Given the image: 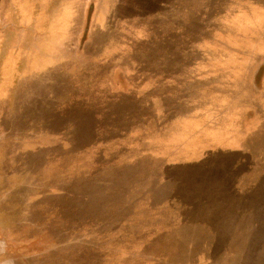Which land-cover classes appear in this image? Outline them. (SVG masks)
Returning a JSON list of instances; mask_svg holds the SVG:
<instances>
[{"label":"rangeland","instance_id":"1","mask_svg":"<svg viewBox=\"0 0 264 264\" xmlns=\"http://www.w3.org/2000/svg\"><path fill=\"white\" fill-rule=\"evenodd\" d=\"M33 1L0 0V235L8 241L9 255L16 264H264V64L256 78H252L250 88H245L246 74L243 81L238 79L232 84L230 97L223 100L226 108L211 109L207 106L212 100L211 95L216 93L209 87L202 104L198 101L203 107L201 116L205 117L204 120L198 114L202 118L200 126L211 127V121H216L213 116L217 110V123L227 124L230 128L222 132L225 137L213 138L215 133L212 129L201 131L179 124L175 114L152 116V110L158 109L149 107L143 113L151 112L147 118L154 119L156 123L144 121L143 117L135 122L136 131L132 135L122 134L120 143H113V134L105 132V147L93 148L73 160L68 158L52 163L31 161L35 178L26 179L25 176L20 177L24 169L20 171V165L10 161L15 149L14 145L11 146L12 142L18 141L21 130L23 133L25 130V125L19 122V109L22 105L27 109L33 108L31 103H24L22 97L26 96L25 93L48 92L43 86V76L54 75L51 70L40 74L38 68H29V60L24 58L27 56L26 46L36 42V36L43 37L26 33L32 27H29L25 17L35 12L51 14L50 3L41 11L35 8ZM162 2H140L141 11L148 16L139 19L138 26L165 29L173 24L182 28L185 34L180 45H171V50L165 52L140 45L134 57L143 63L158 58L188 61L226 58V51L215 53L192 49L200 43L199 12L213 14L217 18L219 14L226 16L228 10L236 16H244L248 21L245 29L252 25L262 27L259 11L254 8L260 5V0H236L234 8L227 0H186L180 10L175 3L166 11L168 4ZM261 3L264 5V0ZM163 10L168 13L167 18L162 16ZM128 25L136 27V24ZM204 38L211 43L210 36ZM243 38L241 41L239 38L238 42H249V49L256 45L251 43L255 36L246 34ZM261 39L264 42V35ZM183 44L188 46L186 52L178 50ZM250 59L254 60L253 57ZM252 66L250 63L247 72H252ZM193 89V86L188 87V90ZM187 95L191 97L189 93ZM246 106L250 124L241 122L244 118L242 109ZM221 111L235 114L229 117ZM21 113L26 115L27 111L22 108ZM18 124L21 128L14 129ZM187 124L193 126V122ZM158 125L164 126V129L159 132L153 130L159 128ZM162 143L166 146H160ZM161 149L171 153L169 158L173 163L183 166H175L174 172L185 170L199 182L198 192L196 185L195 194L185 189L182 192L176 190L171 195L172 187L168 182L162 183L166 190L157 183L158 186L149 183L146 176L150 175V171L136 180L115 179L111 163L116 159L129 160L145 152L159 156L162 155ZM41 163L47 167L42 173L39 171ZM155 169L160 168L155 165ZM11 173H15L12 181L7 178ZM43 174L44 178L40 179ZM30 178L31 185L42 184L39 195L42 197L43 194V197L39 205L22 203L7 196L9 189L16 184L23 186L22 182H28ZM160 178L161 173L157 174L155 181L163 182ZM57 189L65 194L60 196ZM71 192L73 197L69 196ZM217 203L223 204V207L217 208ZM235 214V223L242 221L243 228L234 231L235 237L232 232L231 241L227 243L205 244L207 257L203 259L193 256L195 246L198 247L196 243L170 242L174 237L172 235L176 234L186 239L187 234L184 231L179 233L177 228L186 222L205 216L215 220L217 215L229 222ZM28 221L31 224L24 223ZM165 229L169 232L163 233Z\"/></svg>","mask_w":264,"mask_h":264},{"label":"crops","instance_id":"2","mask_svg":"<svg viewBox=\"0 0 264 264\" xmlns=\"http://www.w3.org/2000/svg\"><path fill=\"white\" fill-rule=\"evenodd\" d=\"M34 1L32 3L35 8L41 11L50 3L51 14L35 12L32 16L29 13L25 17L29 27H32L26 33L43 37L36 36L37 41L26 46L27 56L24 58L29 60V68H38L40 74L51 70L54 75L43 76V86L48 89V92L25 93L26 96L22 97L25 100L24 103H31L33 108L27 109L22 105L19 109V122L22 121L25 130L24 133L21 130L18 141L12 142L11 146L14 145L15 149L10 160L20 163V171L24 169L21 174H25V168L31 161L42 162L45 157H49L46 159L51 163L68 159L75 151H83L97 144L102 140L101 130L120 131L121 128L105 127L104 124L111 121L113 125L120 120L121 116L133 115L138 110L145 111L144 109L149 107H157L158 111L152 110L154 114L169 115L171 112L168 109V100L171 98L174 100L173 108H178L177 123L197 130L212 129L217 137L220 132L226 130L224 128L220 130V127L215 125L209 128L202 124L200 126V118L205 120V117L201 116L203 107L198 104V101L202 104L208 87L212 92L216 91L211 95L212 99L229 98V92H231L229 88L234 82H238V79L243 81L245 74L246 80L256 78L257 73L261 71L260 67L264 64V42L261 39L264 35L262 0L258 7H254L259 11L262 27L252 25L245 29L248 21H245L244 16H236L234 12L228 10H226V16L222 15L224 16L221 17L224 18L222 21L220 14L217 18L213 14L202 12L197 14L198 34L204 37L210 36L211 43H208L205 38L192 49L215 53L226 51V58L210 57L194 61L158 58L148 60L145 64H139V60L131 56L132 52L138 50L140 41L145 46L151 47L153 44L154 49L165 52L171 50V45L177 43L180 45L181 38L185 34L182 28L172 26L173 24H169L165 29L153 27L145 29L144 26H138L139 19H145L144 17L148 16L141 11L140 2L149 3L157 0ZM158 1L168 4L165 11L175 3L180 10L181 4L184 6L186 3V0ZM235 1L227 0V3L232 4L234 8ZM165 11H162V16L167 18L168 13ZM226 11L224 9L223 13ZM231 16L232 19H230ZM122 22L125 24L123 25ZM224 22L227 25H224ZM128 24H136V27ZM235 26L238 28L235 29ZM246 34L256 38L251 42L253 45L256 44L251 49H249V42H238L239 38L240 41L245 39L243 37ZM178 50L186 52L188 46L183 44L178 47ZM203 55L209 56L205 53ZM236 56L238 58H233ZM251 57L254 60H251ZM188 62L191 63L188 64ZM250 63L253 65L252 72L251 70L247 72L250 69ZM49 67L51 69H48ZM92 85L97 87L93 94L91 91L90 93L86 91V88L88 90ZM191 86H194V89L188 91V87ZM218 88H221L220 93ZM59 89L61 96L58 93ZM172 89L178 93V96L171 93ZM188 93L191 95L190 98H187ZM258 93L261 95L260 90ZM144 96L148 98H143ZM22 108L27 111L26 115L21 113ZM187 122H193V126L188 125ZM198 123L199 125L195 126ZM135 127L133 125L130 128L133 129L132 132L136 131ZM20 128L21 124L14 127V129ZM74 149L76 150L73 151ZM167 155L168 153L165 154ZM175 166L177 165H172L170 162L164 165L167 173H171L165 182L175 179V184L171 185L177 183L181 186V183L187 182L192 177L185 170L174 172ZM182 167L178 163L177 168ZM14 176L15 173H11L7 178L14 179ZM159 185L166 190L164 184ZM182 187L178 188L181 192L185 190ZM34 188L35 184L34 186L16 184L6 194L10 196V199L29 204L33 199L27 194L29 195ZM42 197L39 195V200L42 201ZM221 207L223 204L217 205V208ZM235 216L236 214L229 222L222 220V217L218 215L215 220L205 216L206 219L199 217L196 221L186 222L177 227L180 230H178L179 233L184 231L187 234L186 239H181L177 237L179 234H176L171 241L177 243L185 241L193 244L197 242L227 243L231 241L232 232L243 228L242 221L235 223L237 219ZM24 223L31 224L30 221ZM9 252L8 241L0 235V264H16Z\"/></svg>","mask_w":264,"mask_h":264},{"label":"trees","instance_id":"3","mask_svg":"<svg viewBox=\"0 0 264 264\" xmlns=\"http://www.w3.org/2000/svg\"><path fill=\"white\" fill-rule=\"evenodd\" d=\"M153 15H155V14H153ZM220 17V20L222 21L224 18H221V17H224V16H219ZM213 19H214V17H213ZM123 23V25L125 24V22H122ZM198 35H200V34H198ZM141 39V38H140ZM205 38H204V36H201L200 35V41L201 40H204ZM144 46L145 47V45H143L142 43H141V41H140V43H139V46H138V50H136V51H134V52H132V54H131V56L134 58V56H136V54L139 52V50H140V47L141 46ZM151 45V44H150ZM147 47V46H146ZM152 47H154V45L152 44ZM151 47V48H152ZM143 50V49H142ZM137 58V57H136ZM138 60H139V63L141 62L140 61V59L139 58H137ZM147 62V60L146 61H144V63L143 62H141L140 64H145ZM142 69H143V67H142ZM140 70H141V67H140ZM143 70H145V69H143ZM97 76V75H96ZM253 80L251 79V80H246V81H244V84H246V87L245 88H250V85H251V82H252ZM248 86V87H247ZM194 87V86H193ZM231 88H233V86L231 85ZM90 89V90H89ZM96 89H97V87H95L94 85H92V87L90 88H88V90H87V88H86V91H89V93H90V91H91V93L93 94V93H95V91H96ZM218 90H219V93H220V91H221V88H218ZM93 91V92H92ZM188 91H190V90H188ZM60 92V89L58 90V93ZM156 93V92H155ZM172 94H175L176 96H178V93L177 92H175V90L174 89H172V92H171ZM247 93L249 94V92L247 91ZM60 94V93H59ZM230 94V93H229ZM263 94V93H262ZM62 94H60V96H61ZM229 97H230V95H229ZM260 97V96H259ZM143 98H148L147 96H144ZM187 98H190L188 95H187ZM214 99V100H213ZM212 100H211V102L209 103V104H207V106L208 107H210L211 109H216V108H218V107H220L221 109H224V108H226L225 106L227 105V104H225V105H223V100L224 99H221V98H213ZM145 100V99H144ZM220 100V101H219ZM148 101V100H147ZM169 101V105H168V109H169V111L171 112L170 114L173 116L174 114L175 115H177V113H176V111H177V109L178 108H173V103H174V100H173V98H171V99H169L168 100ZM172 102V103H171ZM227 103V102H226ZM171 104V105H170ZM211 104V105H210ZM214 104V105H213ZM171 109V110H170ZM244 111V112H243ZM144 111H142V110H138L136 113H134L133 115H127L126 117L124 116V118L121 116V118H120V120H118L117 121V123H113V125H112V122L111 121H109L108 123H106V124H104V126L105 127H109L110 126V128L113 126V128H121V130L120 131H117V132H111L110 130H112V129H110V130H107V131H105V130H101L100 132H102V136H101V139L102 140H100V142H98L97 144H95V145H92L91 147H89V148H87V149H84L83 151H79V152H76L75 150L76 149H74L73 151H75V153H73V155H71V159L73 160V158H75V157H77V156H82V155H86L87 153H88V151H90L91 149H93V148H97V147H105L106 145H107V143H106V141H105V139H106V137H105V132H109V133H112L113 135H112V139H111V141L113 142V143H120L119 141H122L121 139H120V137L122 136V134L124 135V134H126V133H128V134H131L132 135V131L131 130H133V129H130L134 124H135V122H137V121H140V120H142L143 119V117H145V119H144V121H148V122H150L151 124L152 123H156V122H154V119H148L147 117L149 116V115H151L152 113L150 112L149 114H144L143 113ZM217 112H219V111H217L216 110V112H214L215 113V115L213 116L214 118H216V121H214V122H212L211 121V125L213 126V125H215V126H217L218 128L220 127V130L222 129V128H224L225 130H226V132L230 129L229 128V126L227 125V124H219V123H217V121L219 120V118H217L216 116H217ZM222 113L223 112H225V111H221ZM229 117H231V116H234V114L235 113H229V112H225ZM155 114H157V113H155ZM169 114V115H170ZM244 114V118L241 120V122L242 123H251V118H250V116H247V114H248V106H246V107H244L243 109H242V115ZM145 115V116H144ZM162 115V114H161ZM152 116H154V113L152 114ZM141 117V118H140ZM126 121V122H125ZM131 121V122H130ZM147 122V123H148ZM117 125V126H116ZM125 125V126H124ZM211 126V127H212ZM215 126H213V127H215ZM157 127H159V128H157L156 129V127L155 128H153V130H156L157 132H159V130L160 131H162L163 129H164V126H161V125H158ZM122 131H123V133H122ZM201 131H205V130H201ZM213 131V130H212ZM131 132V133H130ZM222 132H224V131H222ZM213 133H215L216 134V132L215 131H213ZM215 134H213L212 135V137L213 138H215L216 136H215ZM225 134H222L221 132H220V134H218L217 135V137L216 138H218V139H220V137H223ZM158 136H159V134H158ZM115 137V138H114ZM225 137V136H224ZM99 144V145H98ZM218 142H217V145H216V147L218 146ZM162 145V147H164V146H166L164 143H162V144H160V146ZM31 148H35L34 146H31ZM78 149V148H77ZM164 152H167L168 153V155L167 156H165V154H167V153H164ZM161 153H162V155H159V156H156L155 154H153V153H151V154H149V152H145L144 154H142L140 157L138 156V157H133V158H131V159H129V160H126L125 158H118V159H116V161L114 162V163H111L113 166H114V169L115 170H113L114 172L113 173H115V179H119V178H129V179H132V180H136L137 178H142L143 176V173H145V172H149L150 173V175H148V176H146V178H148L149 180H150V184H160V183H166L165 182V180H167V178L169 177V174L171 175V173H167V170L165 169V167H164V165L166 164V163H168V162H170L172 165H175L176 163H173V161L172 160H170V158H169V156H170V154L171 153H169V151H166V150H164V149H161ZM76 154V155H75ZM49 156V155H48ZM165 157H166V159H165ZM46 158H48L49 159V157H45L44 158V161H48L49 163H51L48 159H46ZM160 158V159H159ZM63 159H60V160H58L57 162H60V161H62ZM160 162V164H159V162ZM156 163V164H155ZM17 165H19L20 163H16ZM42 164V163H41ZM178 164V163H177ZM155 165H157L158 166V169L160 170H156L155 169ZM25 166V165H24ZM152 166V167H151ZM19 166H17V168H18ZM46 166L44 165L43 166V164H42V167H41V165H40V173H42V172H45V170H46ZM126 169H129L128 171L126 170ZM132 170V171H131ZM164 170H166V171H164ZM25 175H24V173L20 176V174H19V176L20 177H22V176H25V178L27 179V178H29V177H31V178H34V176H35V171H34V169L31 167V162H29V165H27L26 166V168H25ZM111 170H108V172H110ZM136 171V172H135ZM163 172V173H162ZM148 173V174H149ZM155 173V174H154ZM161 173V180L163 179V182L161 181L160 183H158L157 181H155L156 180V178H157V174H160ZM44 175L45 174H43L41 177H40V179L41 178H44ZM131 175V176H130ZM18 176V177H19ZM129 176V177H128ZM163 177V178H162ZM192 178H189L188 180H187V182H184V183H181V186H180V184L178 185L177 183H176V185H171V187H172V190H171V195H174L175 193H176V190H178V188L179 187H182V188H184V189H186V191L188 190V192L189 193H194L195 194V192H196V185H198V187H197V192H198V190H199V182L196 180V179H194V177L193 176H191ZM31 178H30V180L28 181V182H22V183H24L25 185H31ZM134 178V179H133ZM154 179V181H152ZM9 180H11L12 181V179H9ZM172 181L170 182V180L169 181H167L169 184H175L174 183V181H175V179H171ZM193 181V182H192ZM192 182V183H191ZM194 183H195V185H194ZM197 183V184H196ZM156 184V186H158ZM41 183L39 182L36 186H35V188H34V190H32V192H33V194H32V204L34 205V206H36L39 202L41 203V200H39V198H38V196H39V189L41 188ZM32 186H34V185H32ZM155 186V187H156ZM159 187H160V185H159ZM118 188V187H117ZM57 191H59V195L60 194H62V195H64L65 194V192L63 191V190H60V189H57ZM179 191V190H178ZM58 195V196H59ZM61 196V195H60ZM69 196L70 197H73L74 195L72 194V192L69 194ZM38 198V199H37ZM30 204V203H29ZM39 205V204H38ZM72 220H74L75 221V218L73 219L72 218ZM166 230V231H165ZM165 230H163V233L164 232H169L167 229H165ZM171 233H173L172 231H171ZM173 236V235H172ZM166 237H168V236H166ZM153 240V239H152ZM147 241H150V240H147ZM170 242H172V241H170ZM177 243V242H176ZM209 243H211V242H209ZM195 244V243H194ZM205 244H208V243H196V245H198V247H196L195 246V248H196V250L194 251V255L193 256H196V258H200V259H203L204 257H202V256H204L205 255V257H207L206 256V249H207V247L205 246ZM202 251H203V253H202ZM171 256V255H170Z\"/></svg>","mask_w":264,"mask_h":264}]
</instances>
